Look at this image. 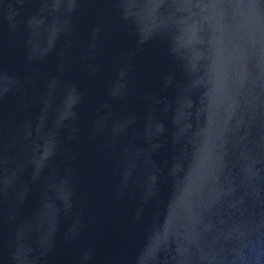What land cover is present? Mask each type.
<instances>
[{
  "label": "water",
  "instance_id": "water-1",
  "mask_svg": "<svg viewBox=\"0 0 264 264\" xmlns=\"http://www.w3.org/2000/svg\"><path fill=\"white\" fill-rule=\"evenodd\" d=\"M0 264H264V0H0Z\"/></svg>",
  "mask_w": 264,
  "mask_h": 264
}]
</instances>
